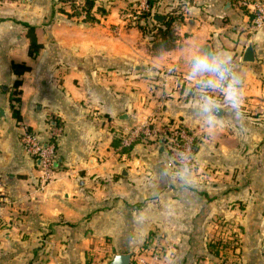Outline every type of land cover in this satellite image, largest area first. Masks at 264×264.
I'll list each match as a JSON object with an SVG mask.
<instances>
[{"label":"crops","instance_id":"0c3cea01","mask_svg":"<svg viewBox=\"0 0 264 264\" xmlns=\"http://www.w3.org/2000/svg\"><path fill=\"white\" fill-rule=\"evenodd\" d=\"M252 1L157 0L182 15L163 46L128 21L136 0H94L93 20L84 0H0V264H107L115 252L149 264H264V28L252 25ZM21 21L42 44L33 56ZM193 42L230 51L243 77V119L225 108L213 135L192 109ZM248 42L252 62L242 60ZM12 62L29 70L15 74ZM147 118L193 133L195 188L160 178L163 138L121 144ZM58 126V163L40 186L20 135L47 140Z\"/></svg>","mask_w":264,"mask_h":264},{"label":"clouds","instance_id":"9594fccd","mask_svg":"<svg viewBox=\"0 0 264 264\" xmlns=\"http://www.w3.org/2000/svg\"><path fill=\"white\" fill-rule=\"evenodd\" d=\"M186 64L192 109L209 135L222 125L225 108L235 120L243 119V77L230 51L193 42L186 54ZM158 174L180 188H195L197 176L191 151L180 149L172 156L165 154Z\"/></svg>","mask_w":264,"mask_h":264},{"label":"built area","instance_id":"2783aa9c","mask_svg":"<svg viewBox=\"0 0 264 264\" xmlns=\"http://www.w3.org/2000/svg\"><path fill=\"white\" fill-rule=\"evenodd\" d=\"M154 5L150 0H136L132 9L128 11V21L135 24L136 20H143L145 13L152 12ZM252 13L251 21L255 29L264 28V0H253L249 7ZM61 133V127H54L50 138L43 140L36 133L25 130L21 132L20 142L24 151L30 155L39 164L38 183L44 186L52 179L54 170V161H56V148L58 137ZM153 135L156 138H163L168 149L169 156H172L180 149L190 150L193 156L195 137L190 130L181 122L169 123L167 125H158L153 118H147L131 127L127 134L122 137L121 144L129 146L141 135ZM131 264H149L143 258L136 257Z\"/></svg>","mask_w":264,"mask_h":264},{"label":"trees","instance_id":"16d2710c","mask_svg":"<svg viewBox=\"0 0 264 264\" xmlns=\"http://www.w3.org/2000/svg\"><path fill=\"white\" fill-rule=\"evenodd\" d=\"M156 1L157 0H150V4L154 5L153 11L145 13L144 19L136 20L134 25L138 26L143 32V34L150 36L152 39H155L156 35L160 36L162 45L167 46L169 45V43H171L170 40L174 41L176 38V35L173 31L172 26H173L174 21L181 19L182 15H181V12L176 8H172L168 11H162L161 9H156L157 8ZM93 4H94V0H84L83 5H82V9L84 10L86 14L85 18L88 20H93L95 18L90 13V9L93 6ZM71 6L74 8L73 4H71ZM59 8L61 11L64 10L63 7H59ZM100 10H102V8ZM154 12H160L164 15V19L162 20V22H157V23L152 22L151 19H152V15ZM21 22L27 27V36L30 39L28 51H29V54L33 56L38 52L42 44L38 42L36 39V35L34 32V26L27 23L26 21H21ZM11 67H12V71L18 75L29 70V65H27L24 62H12ZM19 84H20V80L16 79L13 82V86L15 88L11 92H13L14 94L18 93L19 89L17 88V86ZM4 89H6V87ZM12 97L15 98L13 95ZM12 111L16 116H18V113L15 108L12 107ZM195 147L196 146L194 145V148ZM125 148L126 149L130 148V145Z\"/></svg>","mask_w":264,"mask_h":264},{"label":"water","instance_id":"95a60500","mask_svg":"<svg viewBox=\"0 0 264 264\" xmlns=\"http://www.w3.org/2000/svg\"><path fill=\"white\" fill-rule=\"evenodd\" d=\"M164 16L160 15L158 13H154L152 15V21L154 23L157 22H162ZM242 60L246 61V62H252L254 61V51H253V47H252V43L248 42L243 56H242ZM2 109L0 108V114H2ZM58 163V161H54V166H56ZM131 252H115L112 254V257L110 258V260L108 261L107 264H131L132 261V257H131Z\"/></svg>","mask_w":264,"mask_h":264}]
</instances>
